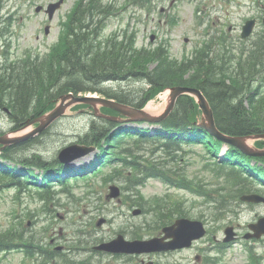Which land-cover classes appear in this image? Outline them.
I'll list each match as a JSON object with an SVG mask.
<instances>
[{
    "label": "trees",
    "instance_id": "trees-1",
    "mask_svg": "<svg viewBox=\"0 0 264 264\" xmlns=\"http://www.w3.org/2000/svg\"><path fill=\"white\" fill-rule=\"evenodd\" d=\"M95 7L97 6L91 3L86 9L91 12ZM76 14L77 12L72 20ZM84 22H75L82 25L77 27L78 30L70 26L68 36L62 43L60 41V46L55 47L46 59L34 65L26 60L22 64V71L14 70V75L19 74L17 84L6 86L3 78H0V107L9 110L14 123L13 129L22 127L29 118L34 119L44 114L54 106L56 99L67 93L100 92L121 103L144 107L146 102L166 88L193 86L201 89L208 98L221 131L233 136L264 133L262 41L253 43L243 59L232 57L230 41L228 38L219 37L216 42L220 43V58L210 59L200 53L195 59L178 61L171 59L161 47L138 48L134 34L128 36L129 41L113 38L104 44L96 40L94 30L89 23ZM27 75L30 80L25 81L28 79ZM122 80L141 81L146 87L126 91L104 85L107 81ZM79 107L89 108L85 104ZM102 111L120 115L108 107H102ZM200 115L201 110L195 98L183 94L174 110L161 122L162 127L153 134L148 130L140 131L134 126L122 127L117 121L94 114L91 127L79 134L77 142L99 149L96 160L89 165L93 174L102 172L105 165L119 163V159L124 158L127 163L121 164L127 167V173L122 172L117 177L126 182L125 187L143 183L144 177H161L171 184L192 191L195 189L205 198L219 203L218 206L225 205L227 200L223 194L215 196L213 192L221 189L228 192L232 188L230 197L237 199L245 192L255 191L257 184L264 183V165L252 163L248 156L235 148H230L222 161L229 165L227 174L222 175L227 178L228 183L223 188L211 190L183 172L185 164L182 163L193 150L186 146L200 145L209 154V158L214 160L221 148L227 144L197 125ZM40 137H30L2 150L0 156L14 162L0 160V184L3 187L15 186L22 190L28 189L31 183H40L41 187L50 188L58 181L67 186L72 179L78 178L76 174H69L75 170L71 167L65 168L56 156L50 160L55 167L44 159L41 152L32 151L31 146ZM255 143L259 147L264 146V140H257ZM26 150H30L28 155L21 153ZM259 159L264 163V156ZM214 163L217 164V160ZM97 165L100 167L95 168ZM207 165L212 163L208 162ZM72 176L74 177L69 178ZM51 191L49 189L43 192L48 197ZM160 206L157 208L161 215L164 212V216L160 218L159 224L187 213L181 205ZM132 232L135 236L145 234H141L140 230ZM31 239L21 231L0 232V247L29 243Z\"/></svg>",
    "mask_w": 264,
    "mask_h": 264
},
{
    "label": "rangeland",
    "instance_id": "rangeland-1",
    "mask_svg": "<svg viewBox=\"0 0 264 264\" xmlns=\"http://www.w3.org/2000/svg\"><path fill=\"white\" fill-rule=\"evenodd\" d=\"M53 1L57 0H0V78H3L6 86L18 82L16 80L19 74L14 75L13 72L15 69L22 71L24 61L28 60L33 65L43 61L59 45L65 33L63 26L78 6L79 1H81L82 7L78 10L73 25L80 19L85 21V24L88 23L82 11L85 9L87 0H64V3L51 20L44 9L41 11L36 10L40 5L46 8L49 2ZM177 1L173 0L175 6L178 4ZM183 1L181 0L180 7L176 8L177 10L174 12L177 17L174 20L169 18L170 15H166L167 12H164L166 14L162 18L159 14V7H155L153 10L145 9V12H143L140 7L131 6L129 7L130 12L125 16H121L120 14L127 10L125 6L123 7L126 0H103L107 3L115 2V11L119 15L114 13V18L107 23L108 26L106 24L102 32L101 30L97 31L107 37L114 32H123L130 23L131 26L128 28L131 30V35H136L138 46H149L151 44V34L155 33L157 35L153 41L154 44L159 43L161 40H170L172 56L175 55L178 58H182L184 55L192 56L195 52L193 50L204 40V29L209 28L211 22L206 21L199 25L200 22L197 19L200 17L201 21L202 16L195 13L193 8L194 3L200 2V0H192V2L185 0L186 2L182 3ZM237 1L243 5L233 6L230 10L224 8L223 11L231 14L232 21L240 23V17H246L250 13V11H246L244 6L253 0ZM210 2L214 7L205 16L202 14L204 20L205 17L209 20L208 16L210 14L211 20L218 21L217 17L220 18L223 14L221 10L222 3L220 0H210ZM256 2L258 0H255ZM262 3H264V0H261L260 4L262 5ZM261 5L257 10L263 15ZM223 17L225 18V15ZM158 18L167 23L158 24ZM47 25H50L48 33L45 30ZM18 63L21 65H18ZM12 64H15V66ZM27 78L25 81L30 80L29 75H27ZM105 86L116 89L123 88L126 91L146 87L141 81L125 80H122V82L109 81ZM88 94L100 95L93 92H80L75 96ZM168 94L169 90H166L151 98L146 103L149 112L163 113L167 107ZM80 108H78V105L70 106L66 110L65 116L56 120L43 134H40V140L31 146L32 151L41 152L40 154L46 160H52L55 156L57 158L62 148L77 142L79 134L88 130L89 123L94 117L92 110ZM129 124L136 123L124 124L128 125L125 128L137 127L140 131L148 130L151 134L158 129V127L145 124L137 123L139 126L135 125L134 127L129 126ZM13 126L9 112L0 107L1 134L22 135L33 130L36 124L19 131L13 130ZM250 142L251 144L254 143L253 140ZM30 150L21 153L28 155ZM96 153L97 150L73 160L70 162L71 166L79 167L90 164L92 160L97 158ZM204 153L201 148L190 153L186 159L187 161L182 164L188 163L190 157H192V161L185 165L183 172L197 182H202L211 190L223 188L227 184L224 183L227 178L218 177L211 171L210 167H206ZM109 165L102 167L103 172L97 174L79 171V174L83 173L84 175L80 176L79 179H72L68 189L61 183H55L51 188H45L52 190L48 197L45 196L40 183H31L30 189L25 188L22 190L15 186L3 187L1 183L0 232L5 233L11 230L25 232L28 235L40 238L46 244L49 238L54 237L55 232L58 231H61L60 235L64 237L70 234L67 238H70L73 232L80 230V228L89 231V235H91L92 231L98 227L97 221L103 217L107 219L108 223L112 221V225L107 227L108 232L112 229L120 230L123 226L125 227L124 230L140 227V230L146 229L154 232L158 229L157 223L162 216L155 203L169 205L172 202L176 204L180 201L191 218L202 219L206 222L208 233L195 243L192 250L180 252L166 262L173 264H264V237L258 240L244 237L249 230V223L256 222L259 217L264 216L263 202L246 203L239 198L232 199L230 197L233 192L231 188L228 192L224 189L213 192L215 196H222L223 194L227 200V204L216 206V203L208 201L195 189L193 191L187 190L156 177H144L142 184L137 185L135 188L132 187V189L131 187L124 189L122 185H125V183L117 176L127 171V167L120 162L113 163L112 167ZM115 166H118L116 171L113 168ZM111 176H115V178L109 180ZM114 183L122 187L123 191L119 197L109 199L107 198L110 191L109 186ZM138 194L137 198L136 195ZM136 208L141 209V213L134 215L133 211ZM231 225L236 227L238 239L231 244H225L223 241L225 228ZM108 232H103L101 235ZM109 235H112V232ZM45 244L39 246L44 247ZM198 254L201 256L200 260L196 259ZM37 257V251L32 252L31 249L26 250L21 247L0 248V264H37L38 261H34ZM101 262L102 264H123L117 257L107 254ZM39 264L45 263L40 261ZM128 264H136V261L130 260Z\"/></svg>",
    "mask_w": 264,
    "mask_h": 264
},
{
    "label": "water",
    "instance_id": "water-1",
    "mask_svg": "<svg viewBox=\"0 0 264 264\" xmlns=\"http://www.w3.org/2000/svg\"><path fill=\"white\" fill-rule=\"evenodd\" d=\"M63 0H60L56 3L50 4L49 12L50 16H53L54 11L61 5ZM252 21L245 26V36H248L252 30ZM48 29V28H47ZM188 93L197 98L198 104L202 110L203 118L201 121V126L207 128L212 134L217 135L221 140L226 141L229 144L235 145L240 148L243 152L251 155H264V148L259 149L253 144L250 143L251 140H256L258 138H263L264 134L260 135H249V136H229L226 134L221 133L217 130V126L215 123L214 113L207 100L206 96L203 92L197 87H190V86H175L171 88L170 97L168 99L167 107L162 114L155 115L153 113L148 112L145 108L144 109H137L135 107H130L127 104H123L113 99L105 98V97H95V96H75L71 93L64 94L60 97V101L58 102L57 106L51 110L49 113L44 114L32 122L29 121L28 123L33 122H40V125L34 129L31 133L25 134L24 136L20 137H13L11 138L9 134H4L0 136V143H2V148L17 142L19 140L25 139L28 136H32L40 131L44 130L46 127L52 124V122L60 117L61 115L65 114L66 109L70 107L72 104L77 102H87L94 106L96 112L99 115L105 116L109 119H116L122 121L120 118H115L114 116L101 114L100 106H106L119 111L128 118L126 120H146V121H162L166 118V116L174 109L177 99L180 95ZM54 119V120H53ZM125 120V119H124ZM93 147L81 146V145H72L67 148H64L60 152V159L63 162H69L74 160L77 157H81L86 155L87 153L91 152ZM111 194L110 196L116 197L119 195V188L116 186L111 187ZM244 199L250 201H260L264 200L263 197L249 194L243 196ZM251 228L253 229L254 233L251 234L252 236L260 237L264 234V217H261L258 222L251 224ZM165 236L162 238H152L149 240H136V241H125L119 236L114 242L110 244H114V246H108V244L103 245V247L107 250H116V251H129V252H144V251H162V250H169V249H177L184 246H188L191 244L193 239H197L202 237L206 233L205 226L202 221L200 220H190L186 218L178 219L173 225L165 227ZM227 237L225 240H231L234 238V230L233 227H228L226 229ZM166 238H170L169 241H165ZM148 264H154V262L150 261Z\"/></svg>",
    "mask_w": 264,
    "mask_h": 264
},
{
    "label": "flooded vegetation",
    "instance_id": "flooded-vegetation-1",
    "mask_svg": "<svg viewBox=\"0 0 264 264\" xmlns=\"http://www.w3.org/2000/svg\"><path fill=\"white\" fill-rule=\"evenodd\" d=\"M224 4H227V3H231V4H235L236 3V0H223ZM205 3L207 4L208 1L206 0ZM254 11V14L255 16H251V18H256L257 19V24L260 23V21H262L263 25H264V16L262 18H260V15L258 13V11L256 9H254L255 7H252ZM164 10V8H162ZM245 20L242 19V23L241 25L243 24ZM219 21H214V24H217ZM256 24V25H257ZM239 28V25H230V30L231 31H234L236 32ZM263 33H264V28H263ZM107 222V221H106ZM112 225V222L109 221V223L107 222V224H104L102 226H98L95 230H94V233H93V239L91 241H89L88 243L92 244L93 245V248H94V262L93 264H102V260L104 259L106 253L103 252V251H100L98 249L95 248V245L103 242V241H109L112 239V237L115 235V231L112 229L110 230V232H112V235L106 237V236H102L101 233H105V232H108L107 230V227L108 226H111ZM111 238V239H110ZM50 243L54 246L56 244V247L54 246L52 250H55L56 252H58L56 255H52V259L54 260H57V259H60L61 256L63 255V253L65 252H70L72 251V247L69 245V241L68 239H62V238H58V237H53L51 240H50ZM57 245H62L63 247L62 248H57ZM55 248V249H54ZM193 248V247H192ZM186 250V249H184ZM183 251V250H181ZM176 254H179V252H172V251H169V252H166V253H163V254H156V255H150L151 257H155L156 258V262L157 264H173L171 262H166L168 260H171V258L173 256H175ZM107 255H111V256H114V257H117V259H119V261H121L123 264H128V262L134 258L136 260V264H142L143 261L145 260V258H148L149 256L148 255H141V254H133V255H130V254H126V255H123V254H107ZM164 259L166 261H164ZM188 259V258H186ZM185 262V261H184Z\"/></svg>",
    "mask_w": 264,
    "mask_h": 264
},
{
    "label": "bare ground",
    "instance_id": "bare-ground-1",
    "mask_svg": "<svg viewBox=\"0 0 264 264\" xmlns=\"http://www.w3.org/2000/svg\"><path fill=\"white\" fill-rule=\"evenodd\" d=\"M90 25V24H89ZM79 26H80V24L78 23V24H74L71 28H75V29H78L79 28ZM78 27V28H77ZM80 30V29H79ZM81 31V30H80ZM126 39V41H129L128 40V37H126L125 38ZM219 57L217 56L216 57V59H218ZM16 70V69H15ZM104 85H105V83H104ZM88 92H92V91H88ZM85 93H87V92H85ZM93 93H99L100 95H96V94H88V95H86V96H95V97H105V98H109V97H107V96H105V95H103V94H101L100 92H93ZM109 99H113V98H109ZM113 100H116V99H113ZM60 101V99L58 98V99H56L55 100V104L56 103H58ZM123 104H126V103H123ZM128 106H130V107H135V108H137V109H144L143 107H136V106H134V105H131V104H127ZM148 110H149V108H147ZM153 113V112H152ZM45 114V113H44ZM44 114H42V115H44ZM153 114H155V113H153ZM162 114V113H161ZM155 115H159V114H155ZM120 116H122V117H124V116H126L125 114H121ZM61 117H63V115H61L60 117H58L57 119H53L54 121L52 122V123H54L56 120H58L59 118H61ZM94 119V117L91 119V121ZM132 122H134V123H138V124H145V125H156L158 128H161L162 127V125H161V122L162 121H146V120H131ZM91 123V122H90ZM89 123V126L91 127V124ZM215 123H216V121H215ZM14 124V123H13ZM128 125H123L122 127H127ZM129 126H135V124H129ZM216 126H217V124H216ZM202 128H204L205 130H207V128L206 127H204V126H201ZM217 130L218 131H220L221 133H223V134H226V135H229V136H232V135H230V134H227V133H225V132H223V131H221L220 129H219V127L217 126ZM210 134V133H209ZM211 135L213 136V137H215L216 139H218V140H220V141H222V142H224V143H227L226 141H223V140H221L217 135H215V134H212L211 133ZM253 135H260V133H257V134H253ZM239 136H242V137H244L245 135H239ZM249 136V135H248ZM78 139H79V137H78ZM257 140H264V137L263 138H258V139H256V141ZM186 143H184V145H185ZM228 144V143H227ZM45 159V158H44ZM119 162L120 163H127L126 161H125V159L124 158H122V159H119ZM48 163H51L53 166H55L50 160H48ZM56 167V166H55ZM86 167V166H85ZM83 169V168H82ZM90 169H92V167L91 166H89V167H87V168H84L82 171L84 172V173H86V172H88ZM55 170V169H54ZM55 172V171H54ZM83 174V173H82Z\"/></svg>",
    "mask_w": 264,
    "mask_h": 264
}]
</instances>
